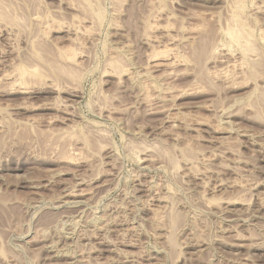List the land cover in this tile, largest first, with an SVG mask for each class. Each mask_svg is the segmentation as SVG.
<instances>
[{
    "label": "rangeland",
    "instance_id": "1",
    "mask_svg": "<svg viewBox=\"0 0 264 264\" xmlns=\"http://www.w3.org/2000/svg\"><path fill=\"white\" fill-rule=\"evenodd\" d=\"M0 264H264V0H0Z\"/></svg>",
    "mask_w": 264,
    "mask_h": 264
},
{
    "label": "bare ground",
    "instance_id": "2",
    "mask_svg": "<svg viewBox=\"0 0 264 264\" xmlns=\"http://www.w3.org/2000/svg\"><path fill=\"white\" fill-rule=\"evenodd\" d=\"M238 17H239V16H238ZM234 21H236V20H234ZM237 21H238V20H237ZM234 23H235V22H234ZM237 26H238V25H237ZM235 29H236V28H235ZM233 30H234V29H233ZM233 30H230V31H233ZM238 30H239V29H237L236 31L238 32ZM236 31H235V32H236ZM239 33H240V32H239ZM230 34H232V33H230ZM234 34H235V33H234ZM234 34H233V35H234ZM241 34H242V32H241ZM228 35H229V34H228ZM242 35H243V34H242ZM242 35H238V36H242ZM230 36H231V35H230ZM234 36H236V35H234ZM236 37H237V36H236ZM232 38H233V37H232ZM234 38H235V37H234ZM235 39H236V38H235ZM239 39H240V38H239ZM242 39H243V37H242ZM246 39H248V38H246ZM236 43H237V42H236ZM239 43H240V42H239ZM239 43H238V44H239ZM246 44H248V43L246 42ZM236 45H237V44H236ZM243 45H244V44H243ZM246 46H247V45H246ZM249 46H250V45H249ZM243 47H244V46H243ZM240 48H241V47H240ZM244 48H245V47H244ZM246 48H247V47H246ZM250 48H251V47H250ZM252 49H254V47H252ZM199 50H200V49H199ZM250 51H251V50H250ZM252 51H253V50H252ZM201 52H202V51H201ZM243 52H244V51H243ZM244 53H247V52H244ZM244 55H245V54H244ZM245 57H246V56H245ZM115 65H116V63H115ZM116 66H117V65H116ZM116 66H115V67H116ZM21 68H22V67H21ZM22 69H23V68H22ZM22 71H23V70H22ZM62 71H63V70H62ZM19 73H20V72H19ZM19 73H18V74H19ZM23 73H26V72H23ZM23 73H22V74H23ZM20 76H21V75H20ZM23 77H24V76H23ZM23 77H22V78H23ZM69 194H70V193H69ZM66 195H67V194H66ZM71 195H72V193H71ZM70 202H71V201H70ZM73 203H74V202H73ZM171 217H173V215H172ZM170 220H171V219H170ZM170 222H171V221H170Z\"/></svg>",
    "mask_w": 264,
    "mask_h": 264
}]
</instances>
